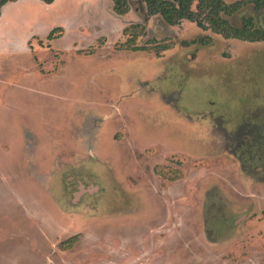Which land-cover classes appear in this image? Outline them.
<instances>
[{"label": "rangeland", "instance_id": "rangeland-1", "mask_svg": "<svg viewBox=\"0 0 264 264\" xmlns=\"http://www.w3.org/2000/svg\"><path fill=\"white\" fill-rule=\"evenodd\" d=\"M129 5L3 8L0 264H264V42Z\"/></svg>", "mask_w": 264, "mask_h": 264}, {"label": "trees", "instance_id": "trees-1", "mask_svg": "<svg viewBox=\"0 0 264 264\" xmlns=\"http://www.w3.org/2000/svg\"><path fill=\"white\" fill-rule=\"evenodd\" d=\"M18 0H0V17L3 8ZM52 4L55 0H41ZM150 16H161L167 24L176 25L186 19L196 23L204 30H211L227 39L248 42H264V31L254 28L251 20H246L242 28L234 27L224 16H231L251 3L257 9L264 8V0H245L233 4H226L224 0H142ZM113 10L118 15L129 11V0H113ZM196 6L194 8V4ZM50 34L49 39L54 35ZM165 48H168L167 46ZM134 50H141L136 47Z\"/></svg>", "mask_w": 264, "mask_h": 264}]
</instances>
